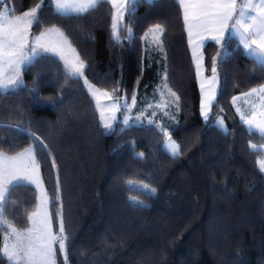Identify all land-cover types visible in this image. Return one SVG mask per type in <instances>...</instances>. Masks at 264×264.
I'll list each match as a JSON object with an SVG mask.
<instances>
[{"label": "trees", "instance_id": "1", "mask_svg": "<svg viewBox=\"0 0 264 264\" xmlns=\"http://www.w3.org/2000/svg\"><path fill=\"white\" fill-rule=\"evenodd\" d=\"M38 2L4 3L19 14ZM41 12L45 21L41 28L56 23L49 7ZM156 23L167 28L164 43L169 83L181 97L177 121L169 129L181 147L179 157L170 158L162 150L165 138L149 130L147 124L121 133L118 116L116 132L105 134L84 80L68 76L62 61L51 54L48 59L37 58L23 73L25 84L35 85V93L0 97V119L11 124L23 119L25 126L31 121L34 131L39 124L44 136L52 140L69 234V264H82V256H95L91 264H264V172L257 163L263 151L249 147L250 143L264 145V139L247 133L232 101L264 84V70L236 51L233 42L220 65L218 106L206 122L182 14L173 0H138L131 16L135 37L131 42L113 41L108 6L58 26H63L88 65L87 79L109 92L118 87L117 95L130 101L133 93L143 100L161 82L163 55L150 54L143 40ZM203 51L206 75H210L211 58L218 47L208 41ZM61 94L63 103L54 106ZM13 110L22 112L23 117ZM215 116L224 118L227 133L212 123ZM31 143L25 132L0 131V151L9 155ZM139 152L145 153L146 159H136ZM42 173L51 194L57 170L48 161ZM128 179L157 189L151 198L139 196L147 207L130 206L128 197L139 194L127 190L124 182ZM11 195L18 202L17 219L23 222L24 209L32 210L36 192L24 185ZM59 207L56 202L51 211L55 213ZM57 260L63 264L59 254Z\"/></svg>", "mask_w": 264, "mask_h": 264}, {"label": "snow or ice", "instance_id": "2", "mask_svg": "<svg viewBox=\"0 0 264 264\" xmlns=\"http://www.w3.org/2000/svg\"><path fill=\"white\" fill-rule=\"evenodd\" d=\"M153 0H148L152 3ZM179 6L182 14L183 27L187 35V42L191 51L192 63L201 90V115L206 122L210 120L213 108L218 106L217 95L220 84V65L229 54L227 49L235 42L236 51L241 52L260 69L264 70V0H173ZM138 0H39L33 7L16 14L7 7L0 11V97L8 95L19 96L22 92L29 95L36 92V87L25 84L23 73L32 67L37 60L48 59L47 54L58 57L63 61L68 76L83 79L89 94L96 99L100 113L101 127L105 134L115 133L117 117L115 113H122L119 121L123 127L119 131L145 127L156 130L165 138L162 150L170 158H177L182 154L180 145L172 139L169 128L159 122L163 117L175 120L171 111H180L181 97L170 86L169 67L164 36L167 28L156 23L144 34L145 50L154 48L163 55V71L160 84L156 87L159 101L148 103L146 108L133 116L132 109L137 103L135 93L131 95V103L126 96L117 95L118 87L109 92L100 89L88 81L85 70L88 68L85 60L81 59L72 47L68 35L62 25L64 21L84 19L99 12L105 6L111 12V37L117 44L123 40L131 42L135 37L130 26L131 16L135 12ZM49 7L56 20L51 27H43L45 23L41 10ZM128 23H125V17ZM36 28V32L33 28ZM127 36H122V32ZM38 33V34H37ZM207 41H214L218 51L211 58L210 75L204 60V47ZM75 53V59H70L68 52ZM154 94V95H155ZM112 101L110 105L101 107L100 98ZM243 100L244 107L237 105ZM64 96L53 101L54 106L63 103ZM233 107L248 134H256L264 139V84L253 87L238 97H233ZM151 110V111H149ZM17 111V110H13ZM223 112V108H219ZM106 113H108L106 115ZM23 117L22 112H18ZM2 115V109H0ZM212 123L227 133L224 118L212 117ZM31 121L24 125L5 123L0 119V131L4 128L25 132L32 143L23 151L9 155L0 151V264L3 260L7 264H58V254L63 257V264H69V234L66 230L63 204L61 199V185L56 158L53 155L52 140L44 136L41 125L34 126ZM39 133V134H38ZM134 144V142H133ZM250 149L259 151L257 145L249 144ZM133 151H135L133 147ZM136 159H146L145 153H135ZM50 161L51 168L57 170L55 187L50 194L45 186L42 169ZM260 171L264 172V160L257 162ZM125 186L129 192L135 190L139 195L128 197L130 206L147 207L139 196L151 198L157 189L149 183L128 179ZM28 185L36 192L31 211L24 209L25 220L17 219L16 207L18 202L12 198V192L20 186ZM59 202V209L53 213L51 206ZM13 207L9 209L8 205ZM11 216V218H10ZM23 223L26 226H21ZM82 264H91L96 257L82 256Z\"/></svg>", "mask_w": 264, "mask_h": 264}, {"label": "rangeland", "instance_id": "3", "mask_svg": "<svg viewBox=\"0 0 264 264\" xmlns=\"http://www.w3.org/2000/svg\"><path fill=\"white\" fill-rule=\"evenodd\" d=\"M1 4V3H0ZM3 6L5 5L4 2H2ZM150 54H154V53H158L157 50H155L154 48L148 49L147 50ZM89 81V80H88ZM91 82V81H90ZM92 83V82H91ZM93 84V83H92ZM95 85V84H94ZM97 87V86H96ZM87 88V87H86ZM98 88V87H97ZM156 93V89L152 92L151 95L146 96V98H144L143 100L140 98H137V103L135 105V107L132 109V115L135 116L138 111L143 110L146 108L148 103H153L154 101H159V95L155 94ZM155 94V95H154ZM94 99V98H93ZM96 106H97V101L96 99H94ZM112 103V101H109L107 99H105L104 97L100 98V105L101 107H105L107 105H110ZM129 103H131V100L129 101ZM238 106H241L242 108L244 107V102L242 100H238L237 102ZM151 111V110H149ZM171 111L175 114L176 116V111L175 108H172ZM108 113H106L107 115ZM117 119L118 116H121V120L123 119V114L122 113H115ZM158 120L159 122L163 123L166 127H168L170 129V127L177 121V117L175 120H171L168 117H163L162 120L159 119V114H158ZM225 121V120H224ZM145 124H147V121L144 122ZM226 125V129H227V124L225 122ZM173 139V138H172ZM257 148L263 151V155L259 158V161L264 160V145H257Z\"/></svg>", "mask_w": 264, "mask_h": 264}, {"label": "crops", "instance_id": "4", "mask_svg": "<svg viewBox=\"0 0 264 264\" xmlns=\"http://www.w3.org/2000/svg\"><path fill=\"white\" fill-rule=\"evenodd\" d=\"M6 0H0V11H3V9L5 8V7H7V6H3V4H2V2H5ZM8 8V7H7ZM9 9V8H8ZM10 11H12V9H9ZM208 42V41H207ZM206 42V43H207ZM73 47V46H72ZM74 48V47H73ZM75 49V48H74ZM76 53H77V51H76ZM68 56H69V58L70 59H75V53H72V52H68ZM58 58V57H57ZM62 63H63V61H62ZM204 64H205V60H204ZM204 75H206V72L204 73ZM207 76V75H206ZM198 84H199V82H198ZM200 88V87H199ZM200 92H201V90H200ZM241 94H239V95H237V96H235V97H238V96H240ZM243 101V100H242ZM238 102V101H237ZM236 102V103H237Z\"/></svg>", "mask_w": 264, "mask_h": 264}]
</instances>
